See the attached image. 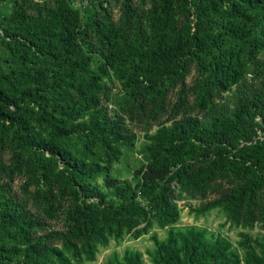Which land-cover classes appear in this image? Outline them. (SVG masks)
Listing matches in <instances>:
<instances>
[{
	"label": "trees",
	"instance_id": "trees-1",
	"mask_svg": "<svg viewBox=\"0 0 264 264\" xmlns=\"http://www.w3.org/2000/svg\"><path fill=\"white\" fill-rule=\"evenodd\" d=\"M81 1L0 0V264L95 261L97 243L154 227L166 237L152 235V264H264V238L237 247L180 227L177 204L222 180L231 187L204 209L226 206L247 224L264 214V0ZM113 1L123 6L119 21ZM192 65L202 117L186 110ZM111 73L130 112L156 121L182 83L132 179L119 173L118 149L131 133L100 107ZM249 74L259 86L244 81ZM16 177L26 181L21 193ZM59 216L64 229L52 224ZM142 254L127 249L105 264H146Z\"/></svg>",
	"mask_w": 264,
	"mask_h": 264
},
{
	"label": "rangeland",
	"instance_id": "rangeland-1",
	"mask_svg": "<svg viewBox=\"0 0 264 264\" xmlns=\"http://www.w3.org/2000/svg\"><path fill=\"white\" fill-rule=\"evenodd\" d=\"M69 2H71L76 9L82 8L84 4L81 0H69ZM122 7L123 6L121 2H112V15L115 21H119L122 17ZM5 11H7V9ZM0 33L2 34L1 30ZM261 57L263 58V55ZM196 75V69L192 65V67H190L186 72L184 80L189 106V108L186 110L188 112L187 114L190 116L199 115L202 117L201 110L199 108L193 107L195 97L192 88L196 82ZM111 77L112 78L109 81L106 79L104 80V83H106L105 85H108V95L110 100L103 98L101 100L100 107L106 110L109 114L115 115L116 118H122L125 122V125L128 127L129 132L131 133V139L125 142V145H121L118 149L122 153L119 164V167L122 170H120L119 173L121 174L122 179H132V176L129 172H133L135 169L142 167L150 159V137L162 127L159 125V122L162 123L163 121L165 122L171 119V108L175 106L179 100L178 97L182 91V83L179 82L170 90L167 99V112H158V116L160 117L159 120L156 121L151 115L142 116L138 111L139 109L135 113H131L129 110V104H127L126 98L124 97V83L119 80L118 77H116L115 73H111ZM244 81H246L247 84L253 83L256 86L260 85V80L255 76L252 77L251 74L247 75ZM225 95L226 97H229L232 95V93H226ZM185 115V110H181L178 117L181 118ZM85 119H88L87 116L81 120L84 121ZM172 124L173 121L168 122L166 126H171ZM37 131L39 130L37 129ZM44 134L46 133H43V135ZM96 162H99V160ZM25 183L26 181L23 177H16L15 182L12 184L13 191L21 193L22 186H24ZM228 187H231L228 182L219 180L216 186H214L212 189H208V192L205 193V196L200 194V192H196L194 194H184L183 197L177 202L180 211L178 226L184 227L196 225L208 229L210 233H221L223 236L230 239L237 247H240V242L246 236L250 237L251 239H263L264 214H256L255 221L252 224H247L244 222L238 223L232 217V215L229 214L228 208H226V206H216L208 210L204 209L205 205L218 200L221 197V191L228 189ZM32 188L34 187H30V190ZM178 189L179 187H177V192ZM261 205L264 206L263 204ZM31 208L33 211L37 212V208L32 203ZM62 218L63 216H59L57 219L52 221V224L57 229H64V221ZM154 233H157L161 239L166 237V232L164 230L154 227L150 230L149 234L143 235L139 239H134L131 235L126 234L121 242H117L112 239L108 244H103L102 242L97 243L95 248V261H88L85 258L75 259L72 257V255H68L72 261V264H105L112 254L118 253V255L122 256V254H124L127 249H130L142 252L146 264H152L151 257L148 254L149 251L153 250L154 248V242L151 239ZM239 250L241 253H243L241 249Z\"/></svg>",
	"mask_w": 264,
	"mask_h": 264
}]
</instances>
